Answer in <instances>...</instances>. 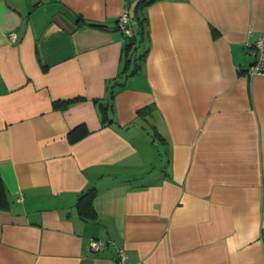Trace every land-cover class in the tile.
I'll return each instance as SVG.
<instances>
[{
  "label": "crops",
  "instance_id": "0c3cea01",
  "mask_svg": "<svg viewBox=\"0 0 264 264\" xmlns=\"http://www.w3.org/2000/svg\"><path fill=\"white\" fill-rule=\"evenodd\" d=\"M135 3L0 0V264H264V0H154L109 100Z\"/></svg>",
  "mask_w": 264,
  "mask_h": 264
},
{
  "label": "trees",
  "instance_id": "16d2710c",
  "mask_svg": "<svg viewBox=\"0 0 264 264\" xmlns=\"http://www.w3.org/2000/svg\"><path fill=\"white\" fill-rule=\"evenodd\" d=\"M153 1L154 0H136L135 15L133 17L135 19L136 24L133 25V23H131V21L129 20L131 35L128 37L124 36L125 38L124 51L126 57L125 64L124 67L119 71L117 78L113 79V82L109 84V86L107 87L109 100L113 98L114 94L117 91H119L120 89H122V87H124L123 79H125L129 75L137 73L140 68L141 61L144 57V52L138 55L137 50L139 45L141 44V42L147 36L148 33L147 20L142 16V10L144 9V7H146L148 4H150ZM92 24L95 26H102L99 23H92ZM128 68H129V72H127ZM93 195L94 193L92 190V192H88L85 195L81 194L77 198V202L75 205L78 209L79 214L84 219L90 218L91 216L95 215V210L92 204ZM9 203L10 200L8 198V193L3 185L2 178L0 176V209L8 208Z\"/></svg>",
  "mask_w": 264,
  "mask_h": 264
},
{
  "label": "built area",
  "instance_id": "2783aa9c",
  "mask_svg": "<svg viewBox=\"0 0 264 264\" xmlns=\"http://www.w3.org/2000/svg\"><path fill=\"white\" fill-rule=\"evenodd\" d=\"M129 23V12L127 9L123 10L118 19V28H120L125 37L131 35ZM251 54L254 56L253 62L248 66L245 75L252 74H264V34L259 36L251 45ZM21 198L19 197V200ZM91 247L95 250L101 249L106 246V240L104 239H92L90 243ZM128 254L123 247H118L116 251L115 264H125V260Z\"/></svg>",
  "mask_w": 264,
  "mask_h": 264
},
{
  "label": "rangeland",
  "instance_id": "374dc122",
  "mask_svg": "<svg viewBox=\"0 0 264 264\" xmlns=\"http://www.w3.org/2000/svg\"><path fill=\"white\" fill-rule=\"evenodd\" d=\"M153 132V131H152ZM153 134V133H152ZM152 137L154 138L155 137V145H158L159 144V142H160V139L158 138V136H156V135H152Z\"/></svg>",
  "mask_w": 264,
  "mask_h": 264
}]
</instances>
